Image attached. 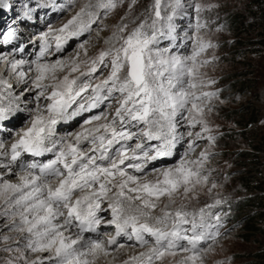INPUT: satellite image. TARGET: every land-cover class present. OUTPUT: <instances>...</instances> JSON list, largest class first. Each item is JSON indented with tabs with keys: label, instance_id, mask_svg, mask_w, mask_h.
<instances>
[{
	"label": "snow or ice",
	"instance_id": "6c2138e0",
	"mask_svg": "<svg viewBox=\"0 0 264 264\" xmlns=\"http://www.w3.org/2000/svg\"><path fill=\"white\" fill-rule=\"evenodd\" d=\"M220 8L0 0V264H205L223 249L241 197Z\"/></svg>",
	"mask_w": 264,
	"mask_h": 264
},
{
	"label": "rangeland",
	"instance_id": "374dc122",
	"mask_svg": "<svg viewBox=\"0 0 264 264\" xmlns=\"http://www.w3.org/2000/svg\"><path fill=\"white\" fill-rule=\"evenodd\" d=\"M261 1L217 0L221 5L217 11L228 24L220 36V54L227 59L220 65L223 71L216 72L223 77L220 86L226 89L225 95L229 98L221 115L236 126L226 138L231 156L224 158L233 164L227 190L235 187L241 199L233 202V215L227 224L231 231L226 233L223 249L217 247L215 254L205 258V264H216L225 257L231 258V264H264V10ZM147 2L140 0V5ZM184 3L187 6L190 0ZM216 14L214 11L209 15ZM63 19V15H53L51 22L58 24ZM189 22L187 16L178 21L182 25L181 35ZM225 40L233 43L224 44ZM215 160L222 164L219 157Z\"/></svg>",
	"mask_w": 264,
	"mask_h": 264
},
{
	"label": "bare ground",
	"instance_id": "6f19581e",
	"mask_svg": "<svg viewBox=\"0 0 264 264\" xmlns=\"http://www.w3.org/2000/svg\"><path fill=\"white\" fill-rule=\"evenodd\" d=\"M74 124H75V123L72 124V126L70 127V129H71L72 127H74ZM65 128L68 129V130L70 131L69 127L65 126ZM170 162H172V160L168 159V160H167V163H170Z\"/></svg>",
	"mask_w": 264,
	"mask_h": 264
},
{
	"label": "trees",
	"instance_id": "16d2710c",
	"mask_svg": "<svg viewBox=\"0 0 264 264\" xmlns=\"http://www.w3.org/2000/svg\"><path fill=\"white\" fill-rule=\"evenodd\" d=\"M261 2H263L261 3V8L264 10V0H262Z\"/></svg>",
	"mask_w": 264,
	"mask_h": 264
}]
</instances>
